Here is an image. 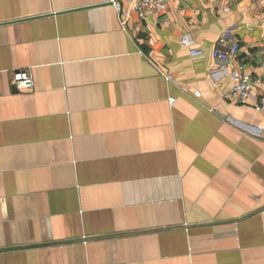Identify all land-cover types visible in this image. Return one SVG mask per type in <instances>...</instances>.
Masks as SVG:
<instances>
[{
	"label": "crops",
	"instance_id": "obj_1",
	"mask_svg": "<svg viewBox=\"0 0 264 264\" xmlns=\"http://www.w3.org/2000/svg\"><path fill=\"white\" fill-rule=\"evenodd\" d=\"M105 1L0 0V264H264V0Z\"/></svg>",
	"mask_w": 264,
	"mask_h": 264
},
{
	"label": "built area",
	"instance_id": "obj_2",
	"mask_svg": "<svg viewBox=\"0 0 264 264\" xmlns=\"http://www.w3.org/2000/svg\"><path fill=\"white\" fill-rule=\"evenodd\" d=\"M174 1L176 0H106L105 3L111 5L115 9L121 20L129 19L131 14L134 13L141 22H144L155 13L167 11L169 5ZM224 11L227 12L228 9ZM181 43L189 50L192 57L202 54V51L195 47V43L188 35L182 38ZM239 53L240 47L235 44L228 50L217 49L214 52V58L220 63L230 64L231 78L234 84L225 97L226 100H233L236 101L238 105L245 106L248 104L251 97L253 87L263 84L264 79L260 76H253L247 72V65L239 60ZM260 69L264 73V50L261 55ZM165 78L169 82L173 81L171 75H166ZM13 83L17 90L23 92L32 91L35 86L33 75L29 70L15 72L13 75ZM193 95L195 98L201 97L200 92H195ZM175 102V98L170 99L171 106H173Z\"/></svg>",
	"mask_w": 264,
	"mask_h": 264
},
{
	"label": "water",
	"instance_id": "obj_3",
	"mask_svg": "<svg viewBox=\"0 0 264 264\" xmlns=\"http://www.w3.org/2000/svg\"><path fill=\"white\" fill-rule=\"evenodd\" d=\"M15 88L13 90H14V92H17L18 90H16ZM22 248H33V247H29L28 246V247H22ZM13 250H14L13 248L0 249V254L5 253V252H10V251H13Z\"/></svg>",
	"mask_w": 264,
	"mask_h": 264
}]
</instances>
